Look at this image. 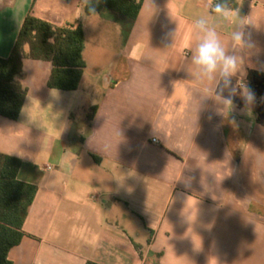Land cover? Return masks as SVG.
<instances>
[{
    "label": "crops",
    "instance_id": "obj_1",
    "mask_svg": "<svg viewBox=\"0 0 264 264\" xmlns=\"http://www.w3.org/2000/svg\"><path fill=\"white\" fill-rule=\"evenodd\" d=\"M86 1L0 0L2 58L30 11L82 24L86 40L76 91L51 89L52 63L28 57L21 115H0V153L21 159L19 179L37 186L9 260L264 264V99L250 77L264 74V0H144L127 41ZM104 24L122 49L93 70L88 27ZM209 31L235 58L227 76L222 62L211 74L194 63Z\"/></svg>",
    "mask_w": 264,
    "mask_h": 264
},
{
    "label": "trees",
    "instance_id": "obj_2",
    "mask_svg": "<svg viewBox=\"0 0 264 264\" xmlns=\"http://www.w3.org/2000/svg\"><path fill=\"white\" fill-rule=\"evenodd\" d=\"M144 0H87L86 14L109 11L120 23L127 41ZM85 31L82 24L55 26L30 11L8 58L0 57V115L18 120L28 88L19 80L26 58L52 63L49 87L76 91L86 68ZM250 77L264 78L261 72ZM97 108L89 116L92 120ZM21 159L0 153V264H12L11 249L25 236L24 224L37 194V186L19 179ZM86 264H98L88 261Z\"/></svg>",
    "mask_w": 264,
    "mask_h": 264
},
{
    "label": "rangeland",
    "instance_id": "obj_3",
    "mask_svg": "<svg viewBox=\"0 0 264 264\" xmlns=\"http://www.w3.org/2000/svg\"><path fill=\"white\" fill-rule=\"evenodd\" d=\"M112 29L110 24H104L101 29L88 27L87 38V51L86 61L90 65L91 69L105 68L114 66L117 62L116 56L122 49V43L113 41ZM260 80L257 85L252 87L253 92L251 95L253 98L261 100L264 99V80ZM263 110L264 108L260 106Z\"/></svg>",
    "mask_w": 264,
    "mask_h": 264
},
{
    "label": "clouds",
    "instance_id": "obj_4",
    "mask_svg": "<svg viewBox=\"0 0 264 264\" xmlns=\"http://www.w3.org/2000/svg\"><path fill=\"white\" fill-rule=\"evenodd\" d=\"M215 11L221 13L224 12V8L222 5L218 4L215 7ZM198 26L202 27L203 21H201ZM234 39L240 41L242 39V33H235ZM220 62L223 63V74L225 76L228 75L230 69L235 68V58L226 56L216 33L209 31L204 40L199 44L194 55V63L202 67L206 73L211 74L217 69Z\"/></svg>",
    "mask_w": 264,
    "mask_h": 264
},
{
    "label": "built area",
    "instance_id": "obj_5",
    "mask_svg": "<svg viewBox=\"0 0 264 264\" xmlns=\"http://www.w3.org/2000/svg\"><path fill=\"white\" fill-rule=\"evenodd\" d=\"M154 142H157V140H154Z\"/></svg>",
    "mask_w": 264,
    "mask_h": 264
}]
</instances>
